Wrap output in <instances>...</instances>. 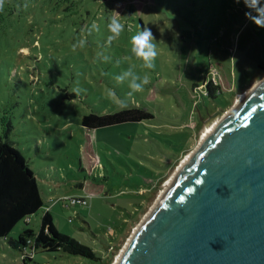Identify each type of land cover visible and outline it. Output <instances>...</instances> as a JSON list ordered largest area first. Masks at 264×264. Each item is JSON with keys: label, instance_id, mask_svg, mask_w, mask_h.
I'll return each instance as SVG.
<instances>
[{"label": "rangeland", "instance_id": "374dc122", "mask_svg": "<svg viewBox=\"0 0 264 264\" xmlns=\"http://www.w3.org/2000/svg\"><path fill=\"white\" fill-rule=\"evenodd\" d=\"M66 4L8 0L0 12V136L28 160L44 201L9 234L37 231L49 210L61 232L102 258L35 248L26 264H114L206 123L264 77V28L245 17L243 0H76L62 9ZM113 14L125 31L109 46ZM140 18L157 44L154 69L131 51V37L144 29ZM126 70L132 75L118 82ZM145 74L150 83L132 93L134 78L141 83ZM210 78L224 89L215 97L203 87ZM122 101L154 116L82 125L86 113L116 111ZM70 196H87L88 204L66 206ZM0 264H23L22 251L0 243Z\"/></svg>", "mask_w": 264, "mask_h": 264}, {"label": "water", "instance_id": "95a60500", "mask_svg": "<svg viewBox=\"0 0 264 264\" xmlns=\"http://www.w3.org/2000/svg\"><path fill=\"white\" fill-rule=\"evenodd\" d=\"M116 264H264V77L183 160Z\"/></svg>", "mask_w": 264, "mask_h": 264}, {"label": "trees", "instance_id": "16d2710c", "mask_svg": "<svg viewBox=\"0 0 264 264\" xmlns=\"http://www.w3.org/2000/svg\"><path fill=\"white\" fill-rule=\"evenodd\" d=\"M74 1L76 0H68L69 4H66L62 9H69ZM87 11H89L88 8ZM140 20L143 28H146L142 18ZM204 90L210 97H215L224 89L222 83L214 82L210 78L204 81ZM153 116L154 114L145 106L124 107L116 111L102 113L91 111L83 116L82 125L86 129H93L126 121L152 118ZM43 204L37 176L28 160L22 155L19 148L0 136V238L8 237L19 221L25 219L27 222L29 216ZM7 244L22 251L23 264H26V259H31L35 248L48 251L63 250L96 260L102 258L90 245L61 232L54 224L49 210L43 213L40 228L37 231L32 227L25 226L18 237L8 238ZM27 247H31L30 254L26 252Z\"/></svg>", "mask_w": 264, "mask_h": 264}, {"label": "clouds", "instance_id": "9594fccd", "mask_svg": "<svg viewBox=\"0 0 264 264\" xmlns=\"http://www.w3.org/2000/svg\"><path fill=\"white\" fill-rule=\"evenodd\" d=\"M8 0H0V12L4 11V7ZM240 3L241 0H236ZM243 3L248 11L245 12V17L250 19L257 27L264 28V0H243ZM19 7V5L17 6ZM25 9L28 8V4L23 5ZM253 11L256 13L253 15ZM92 29L99 31V26L94 21L91 24ZM109 35L107 36V43L110 46L113 41H115L124 31L125 25L121 23L118 18V14H113L109 17V22L107 24ZM154 34L150 28H144L138 31L135 35L131 37V51L137 58L142 59L143 67L146 69L155 68V59L158 56L157 44L154 43ZM84 41L81 40L80 46H84ZM76 50V46L73 45V51ZM132 75L131 71H124L122 75L116 76L115 79L120 82L123 81L126 76ZM135 80H141V76H136L134 82L130 84L132 93H138L143 91L144 86L150 83L149 76L145 74L142 77L141 83H136ZM77 92L79 89L76 90ZM132 93H129L131 95ZM109 95H115L114 92H110ZM121 107H127L126 102H121Z\"/></svg>", "mask_w": 264, "mask_h": 264}, {"label": "bare ground", "instance_id": "6f19581e", "mask_svg": "<svg viewBox=\"0 0 264 264\" xmlns=\"http://www.w3.org/2000/svg\"><path fill=\"white\" fill-rule=\"evenodd\" d=\"M257 83H255V85H256ZM254 85V86H255ZM242 95L243 94H240L239 95V98L238 99H240L241 97H242ZM237 99V100H238ZM222 114H223V112H220V114L219 113H217V114H215V115H213L214 117L213 118H211L207 123H206V127H205V129H204V132H203V135H202V139L210 132V130L213 128V126L219 121V119L222 117ZM201 139V140H202ZM188 157V156H187ZM186 157V158H187ZM180 166V165H179ZM172 178V177H171ZM170 178V179H171ZM170 180H168L167 181V183H165V185L161 188V193L164 191V189H165V187L167 186V184H168V182H169ZM160 193V194H161ZM124 249V248H123ZM122 249V250H123ZM120 255V254H119ZM118 258H119V256H118ZM118 258H117V260H118ZM117 260H116V262H117ZM116 262L114 263V264H116Z\"/></svg>", "mask_w": 264, "mask_h": 264}, {"label": "built area", "instance_id": "2783aa9c", "mask_svg": "<svg viewBox=\"0 0 264 264\" xmlns=\"http://www.w3.org/2000/svg\"><path fill=\"white\" fill-rule=\"evenodd\" d=\"M63 200L64 202H66V206H70L78 202L82 204H88L87 196H82V197L70 196V197L63 198Z\"/></svg>", "mask_w": 264, "mask_h": 264}, {"label": "crops", "instance_id": "0c3cea01", "mask_svg": "<svg viewBox=\"0 0 264 264\" xmlns=\"http://www.w3.org/2000/svg\"><path fill=\"white\" fill-rule=\"evenodd\" d=\"M28 219H29V218H28ZM10 237H11V238H14V236H11L10 234H9V236L6 237V238H0V243H1V244H3V243H4V244H5V243L7 244V239L10 238ZM7 245H8V244H7Z\"/></svg>", "mask_w": 264, "mask_h": 264}]
</instances>
